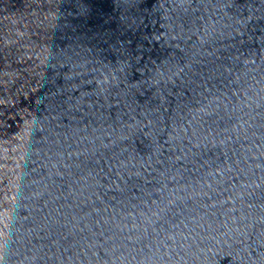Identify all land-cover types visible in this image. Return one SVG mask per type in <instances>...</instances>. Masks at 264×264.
<instances>
[{
  "label": "water",
  "instance_id": "95a60500",
  "mask_svg": "<svg viewBox=\"0 0 264 264\" xmlns=\"http://www.w3.org/2000/svg\"><path fill=\"white\" fill-rule=\"evenodd\" d=\"M0 264H264V0H0Z\"/></svg>",
  "mask_w": 264,
  "mask_h": 264
}]
</instances>
